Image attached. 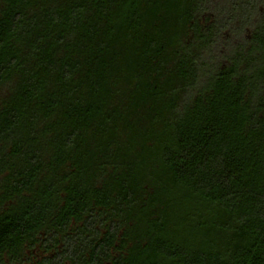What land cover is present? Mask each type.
I'll use <instances>...</instances> for the list:
<instances>
[{
  "label": "trees",
  "instance_id": "obj_1",
  "mask_svg": "<svg viewBox=\"0 0 264 264\" xmlns=\"http://www.w3.org/2000/svg\"><path fill=\"white\" fill-rule=\"evenodd\" d=\"M0 264H264V0H0Z\"/></svg>",
  "mask_w": 264,
  "mask_h": 264
}]
</instances>
